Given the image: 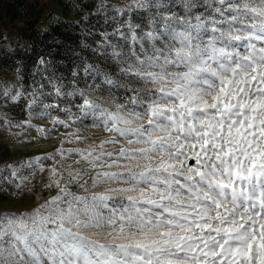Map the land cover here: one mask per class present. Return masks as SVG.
<instances>
[{
	"label": "snow or ice",
	"instance_id": "snow-or-ice-1",
	"mask_svg": "<svg viewBox=\"0 0 264 264\" xmlns=\"http://www.w3.org/2000/svg\"><path fill=\"white\" fill-rule=\"evenodd\" d=\"M132 10L147 30L124 20L101 33L117 71L83 69L109 106L53 84L57 97L79 96L78 111L37 113L62 111L71 123L54 126L106 138L65 148L87 139L69 131L54 153L0 167V188L22 189L28 169L57 189L31 211L0 212V264H264V0H132L116 11ZM43 95L33 90L30 113Z\"/></svg>",
	"mask_w": 264,
	"mask_h": 264
},
{
	"label": "rangeland",
	"instance_id": "rangeland-1",
	"mask_svg": "<svg viewBox=\"0 0 264 264\" xmlns=\"http://www.w3.org/2000/svg\"><path fill=\"white\" fill-rule=\"evenodd\" d=\"M13 4V8H6V4ZM132 0H0V94L9 89V96L0 99V167L12 161H23L36 156L54 153L61 146L65 134L69 131H79L82 136L87 137L82 143H65L64 147L86 148L93 142H99L106 138L102 128L76 124L66 129L61 125H53V119L71 123L70 118L62 111L48 110L50 115L41 117L38 112L44 111L43 104H59L61 109L70 108L73 113L78 111L77 105L81 103L79 96L57 97L54 93L53 84L58 85L56 78L47 72L48 66H43L40 72L43 74L40 82L49 86L48 91H43L41 85L27 77L21 67L11 65L5 58L7 53L21 47L28 48L29 41L44 32H53V27L62 24L63 29L77 33L80 43L89 50V57L96 67H101L106 72H112L111 67L117 71V65L111 60L107 43L101 33H113L121 21L130 20L138 23L147 30L148 18L141 10H132L123 15L117 13V9L131 5ZM105 5L106 8H101ZM178 13L182 9L177 6ZM10 11V12H9ZM121 31L127 33V28ZM53 36L47 37L51 42ZM109 40L113 44L122 45L124 42L118 35H110ZM103 46V47H101ZM125 50H127L125 48ZM84 73V70H83ZM85 76V74H84ZM85 76V80L74 88L83 89L93 99L100 100V93L92 92L89 85L94 81ZM102 77H97L98 83ZM51 81V83H50ZM39 93H52L37 97L35 110L30 113L27 105L33 98V90ZM18 91L23 92L22 97L15 103L11 100ZM109 106L108 98L100 100ZM117 102L122 103V100ZM31 121L28 126L26 121ZM44 129L43 132L38 129ZM111 150V149H110ZM65 165L72 163L71 160L64 162ZM52 166V161H45V168ZM7 173H0L6 175ZM20 178L24 180V187L16 189L14 184L0 188V212H28L44 203L51 196L56 195L57 189L45 187L48 183V172H37L35 175L28 169H22ZM70 187H74L69 185Z\"/></svg>",
	"mask_w": 264,
	"mask_h": 264
},
{
	"label": "trees",
	"instance_id": "trees-1",
	"mask_svg": "<svg viewBox=\"0 0 264 264\" xmlns=\"http://www.w3.org/2000/svg\"><path fill=\"white\" fill-rule=\"evenodd\" d=\"M5 6L8 9L14 7L10 3ZM59 29H63L62 24L54 26L52 33L44 32L27 42L28 48L18 47L10 51L5 58L11 65L21 67L22 72L35 83L37 82L36 84L43 85V91L49 90L47 84L40 82L43 75L40 69L44 65L48 66L47 72L56 78L64 92H67L72 86H78L86 79L83 73L86 63L95 66L90 60L89 50L81 45L78 34L65 29L56 35L55 32ZM49 36L54 37L51 42L47 41ZM41 57L44 58L45 63L38 65ZM100 69L103 70L101 67ZM109 69L112 70V72H108L110 74L116 72L113 67ZM103 71L106 72L105 69ZM73 72H76L75 76H73Z\"/></svg>",
	"mask_w": 264,
	"mask_h": 264
}]
</instances>
